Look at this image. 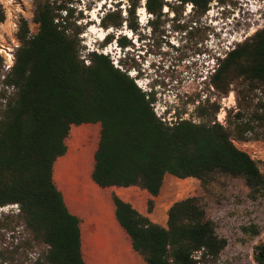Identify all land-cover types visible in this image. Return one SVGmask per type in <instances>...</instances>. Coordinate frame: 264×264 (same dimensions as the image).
I'll list each match as a JSON object with an SVG mask.
<instances>
[{
  "label": "trees",
  "instance_id": "trees-1",
  "mask_svg": "<svg viewBox=\"0 0 264 264\" xmlns=\"http://www.w3.org/2000/svg\"><path fill=\"white\" fill-rule=\"evenodd\" d=\"M127 1L125 17L118 4L102 17L104 29L125 25L138 31L142 1ZM213 1L177 0L178 10L168 0H146L145 9L153 16L148 24L156 34L166 9L177 20L187 5L201 19ZM75 2L35 1L38 32L31 34L22 20L14 65L1 83L0 208L17 205V217L30 235L35 256L22 264H86L81 221L69 212L53 179L56 161L67 153L72 126L101 124L92 173L101 188L135 186L156 198L166 175L194 178L206 188L226 176L242 178L254 196L264 197L259 162L235 144L264 139V28L217 58L211 87L222 97L238 83L243 88L235 89L239 107L227 111L225 125L216 119V103L211 118L200 113L198 121L167 123L155 113L154 94L143 91L121 61L116 67L108 54L95 51L83 58L82 30L72 26L84 17H74ZM5 21L0 10V26ZM113 40L121 49L132 45L126 36L108 34L104 46ZM113 200L118 222L147 264H213L227 246L197 198L174 203L166 227L115 194ZM153 208L150 200L148 213ZM254 259L264 264V243L255 247Z\"/></svg>",
  "mask_w": 264,
  "mask_h": 264
},
{
  "label": "rangeland",
  "instance_id": "rangeland-1",
  "mask_svg": "<svg viewBox=\"0 0 264 264\" xmlns=\"http://www.w3.org/2000/svg\"><path fill=\"white\" fill-rule=\"evenodd\" d=\"M35 1L0 0V10L6 15V21L0 26V90L15 62L22 20L28 22L31 34L38 32L34 22ZM75 1L74 17L84 19L72 28L82 30L83 58L95 51L108 54L116 67H121V61L123 70L128 71L137 85L154 94V110L163 121H198L200 113L206 119L211 118L212 105L216 103L220 107L216 119L225 125L227 111L239 107L235 92L243 89L239 83L227 97H222L211 87L210 79L218 67V57L224 58L237 44L264 28V0H214L206 16L198 20L191 13V6L187 5L177 20L174 12L166 9L164 24L156 34L148 24L153 16L143 2L136 14L139 29L134 33L125 25L120 30L104 29L101 25L102 17L116 10V4L125 17L129 8L127 0ZM168 1L172 7H178L177 0ZM141 9H145L144 14ZM179 26L187 30L181 32L177 30ZM108 34L115 35L116 39L118 35L126 36L132 45L121 49L113 40L104 46ZM240 99L244 104L242 95ZM235 144L258 161L264 173V139ZM187 198L198 199L214 222L219 237L227 241L213 264H257L255 247L264 243V197L254 196L242 178L218 176L206 188L194 178L182 180L168 176L153 212L158 208L164 213L174 203ZM18 212L17 205L0 208V264H22L35 256L30 250V235L18 219Z\"/></svg>",
  "mask_w": 264,
  "mask_h": 264
},
{
  "label": "crops",
  "instance_id": "crops-1",
  "mask_svg": "<svg viewBox=\"0 0 264 264\" xmlns=\"http://www.w3.org/2000/svg\"><path fill=\"white\" fill-rule=\"evenodd\" d=\"M100 134V123L71 127L66 139L67 153L54 165L55 185L69 212L81 221L82 252L86 264H147L134 250L130 236L118 222L113 195L129 202L162 227L167 226L168 210L163 213L156 208L148 213V202L153 200L158 205V197L154 198L139 187L101 188L94 182V156ZM168 176L171 175H166L165 179ZM123 195L128 197L124 199Z\"/></svg>",
  "mask_w": 264,
  "mask_h": 264
},
{
  "label": "built area",
  "instance_id": "built-area-1",
  "mask_svg": "<svg viewBox=\"0 0 264 264\" xmlns=\"http://www.w3.org/2000/svg\"><path fill=\"white\" fill-rule=\"evenodd\" d=\"M142 2H143V4L145 5L146 0H143Z\"/></svg>",
  "mask_w": 264,
  "mask_h": 264
},
{
  "label": "bare ground",
  "instance_id": "bare-ground-1",
  "mask_svg": "<svg viewBox=\"0 0 264 264\" xmlns=\"http://www.w3.org/2000/svg\"><path fill=\"white\" fill-rule=\"evenodd\" d=\"M141 10H143V14H144V10H145V9H141Z\"/></svg>",
  "mask_w": 264,
  "mask_h": 264
}]
</instances>
